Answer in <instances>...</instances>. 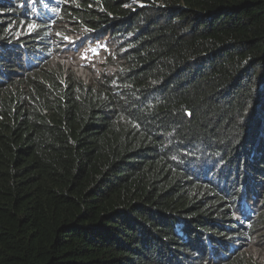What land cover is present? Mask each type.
Wrapping results in <instances>:
<instances>
[{
	"label": "trees",
	"instance_id": "1",
	"mask_svg": "<svg viewBox=\"0 0 264 264\" xmlns=\"http://www.w3.org/2000/svg\"><path fill=\"white\" fill-rule=\"evenodd\" d=\"M0 264H264V0H0Z\"/></svg>",
	"mask_w": 264,
	"mask_h": 264
},
{
	"label": "rangeland",
	"instance_id": "2",
	"mask_svg": "<svg viewBox=\"0 0 264 264\" xmlns=\"http://www.w3.org/2000/svg\"><path fill=\"white\" fill-rule=\"evenodd\" d=\"M108 38H103L101 41L89 42L87 46L81 50L65 53L60 58L61 63H65L76 74L85 79L87 82L100 81V78L106 75L116 73V58L114 50L110 46Z\"/></svg>",
	"mask_w": 264,
	"mask_h": 264
}]
</instances>
